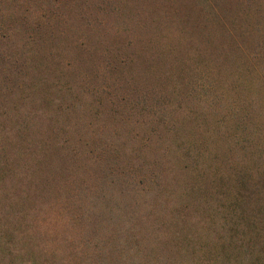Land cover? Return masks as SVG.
Wrapping results in <instances>:
<instances>
[{
  "label": "rangeland",
  "instance_id": "obj_1",
  "mask_svg": "<svg viewBox=\"0 0 264 264\" xmlns=\"http://www.w3.org/2000/svg\"><path fill=\"white\" fill-rule=\"evenodd\" d=\"M119 4L118 19L136 20L142 28L115 39L128 34L133 40L137 65L149 67L138 82L154 93L145 102L126 95L111 117L101 118L102 134L85 133L91 143L76 148L69 165L66 160L75 189L62 175L54 183L58 159L42 144L61 132L64 119L45 116L32 146L24 148L20 89L7 90L14 77L0 74V253L16 252H7L0 264H264V0ZM18 5L0 0L7 13L1 29ZM15 17L20 20V13ZM102 18L113 20L111 14ZM15 27L6 45L17 61L11 67L20 64V25ZM84 75L86 101L99 95L105 102L100 90L108 78ZM70 76L52 70L44 77L58 87L70 84ZM100 142L107 143L105 153L98 152ZM100 156L111 168H102ZM120 168L134 177L119 182L113 173ZM25 169L35 170L43 191L33 210L22 214ZM68 196L77 199L71 207Z\"/></svg>",
  "mask_w": 264,
  "mask_h": 264
},
{
  "label": "trees",
  "instance_id": "obj_2",
  "mask_svg": "<svg viewBox=\"0 0 264 264\" xmlns=\"http://www.w3.org/2000/svg\"><path fill=\"white\" fill-rule=\"evenodd\" d=\"M120 1L19 0V5L16 6L18 8L14 6L10 8L11 14H14L13 20L7 22L6 30L0 28V60H2L0 74L14 77V84L7 90L20 89V108H24V112L20 110L22 113L20 114L22 144L26 149L32 146L31 141H34L33 138L38 136L35 133H38L37 129L42 128L45 116H49L51 119L54 117L63 118L65 124L62 126L61 132L56 133L52 139L47 137L42 144L45 146L44 150L47 149L52 152L49 157L58 159L57 164L52 167L55 169L54 183L58 182V177L62 175L61 177L66 181L69 179L68 182L72 189H75L76 180L73 171L67 166L66 160H68L69 165V160L78 153L76 148L91 143L87 140L85 133L94 131L96 134H102L98 127L99 122L102 121L101 118L111 117L114 108L124 102L126 95L137 96L138 100L145 102L147 96L154 93V88L150 86L148 90L138 82L143 79L142 73L149 71V67L146 63L141 68L137 65L135 58H139V55L136 54L133 40L130 36L128 37V34L125 37L122 36L121 40L119 37L120 41L115 39L120 32L130 31L131 27H133L132 31L136 28L138 30L142 28L136 20L130 22L124 20L122 22V19H118L121 15L119 11L122 10ZM90 12L93 15H90ZM17 13H20V20L15 17ZM6 14L0 11L1 18L5 17ZM110 14L113 20L102 18L103 16H110ZM199 24L195 22L193 28L196 27L198 30ZM15 25H20V35L18 36L20 39V64L11 67L9 64L17 61L12 58L11 48L6 47V45L12 33L16 34ZM206 27L203 24L200 28L202 35L205 33L204 28ZM62 56L68 57L70 61L63 62ZM52 70L56 73L67 70L71 73L70 84L57 83L58 87L53 86V83L48 82L45 78ZM165 71L169 72L170 70L166 69ZM84 73L90 74L92 80L99 81L105 77L110 81L107 85L101 84L100 91L103 92L105 101L102 104L98 99L99 95L94 96L92 102L86 101V91L82 88V80L86 76ZM71 78H74L76 82H72ZM15 80L20 82V87L15 85ZM105 86L110 88V92L105 91L103 88ZM54 90L58 94H55ZM63 95H67V97L59 98ZM189 98L193 97L189 96ZM61 99H65L67 102L59 101ZM39 101H43L45 106H38ZM24 102L28 103V106H25ZM112 133L110 130L109 134L112 135ZM96 144L102 145L98 152L105 153L104 148L107 143ZM91 146L89 153L95 149ZM29 150H34V148ZM113 151L116 150L113 148ZM103 158L109 160L108 157L100 156L97 161L103 163L102 168L105 167L108 170L111 165L102 161ZM72 166L76 167V164L72 163ZM67 170H69L68 174H66ZM96 171L97 169L94 170V177ZM34 172L35 170L30 171L28 169L20 172V174L23 173L21 175L23 179H20V213L24 210L26 212L27 210L32 211L43 191V188L39 189L40 182L42 184L43 182L37 180L39 178ZM113 174L116 178L119 175L118 180L121 183L125 180V176L134 177L132 173L125 172L123 168H120L119 174ZM75 175L77 176L76 173ZM102 175L104 177V174ZM157 176H159L158 173L152 177L156 178ZM96 179L97 177H95ZM104 180L105 178L100 181ZM68 191L69 194L76 193L70 188ZM73 198L66 197L70 207L71 202L74 204L77 200L72 201ZM87 198V200L90 199V197ZM89 202L92 201L89 200ZM90 216L96 220L94 212ZM75 245L73 244V246ZM82 247L83 245L79 248L80 255H82ZM6 249H1L0 262L5 258L7 252L16 254L12 250L4 251ZM25 262L27 260L20 259V264H26ZM86 263L91 264L84 259L83 264Z\"/></svg>",
  "mask_w": 264,
  "mask_h": 264
}]
</instances>
